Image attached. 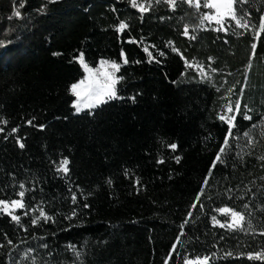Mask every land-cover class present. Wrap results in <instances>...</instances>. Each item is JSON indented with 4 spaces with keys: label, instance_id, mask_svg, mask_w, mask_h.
I'll use <instances>...</instances> for the list:
<instances>
[{
    "label": "trees",
    "instance_id": "16d2710c",
    "mask_svg": "<svg viewBox=\"0 0 264 264\" xmlns=\"http://www.w3.org/2000/svg\"><path fill=\"white\" fill-rule=\"evenodd\" d=\"M149 5L0 0V200L23 191L26 205L0 211V264H264L248 258L264 252V0L238 5L248 26L226 31L204 27L203 8ZM81 53L92 68L120 63L122 79L119 99L77 113ZM222 207L251 227L214 224ZM40 209L50 219L33 224Z\"/></svg>",
    "mask_w": 264,
    "mask_h": 264
},
{
    "label": "snow or ice",
    "instance_id": "6c2138e0",
    "mask_svg": "<svg viewBox=\"0 0 264 264\" xmlns=\"http://www.w3.org/2000/svg\"><path fill=\"white\" fill-rule=\"evenodd\" d=\"M162 0H156V3H160ZM170 7L175 9L177 6V3H187L189 6H194L197 11L200 10L201 6L207 9L215 10L214 14H203L201 17V24L205 20L207 21H213L221 26V29H224V23L227 22V19H230L232 21L236 22L237 27H247V21L244 20L243 23L241 22L243 20V16L238 17L236 8L238 5L247 3V0H207V2L201 4V0H164ZM131 6L136 7L140 10L141 13L147 12L149 10V6H145L144 4H138L137 0H130ZM20 7H23V4L20 5ZM15 16H20V12L18 10L14 11ZM244 16L250 15V13H244ZM262 23H264V16L261 17ZM128 27L127 23L124 21H121L118 25L117 30L123 31ZM188 26L185 25L184 29V35H188ZM195 38V37H191ZM171 43V42H170ZM253 49H255L256 45H252ZM145 52H148V49H144ZM173 51H177V49L173 48ZM150 62L152 59V54L148 53ZM163 55V53H161ZM121 56L124 57V53L121 52ZM79 60L81 66L84 68L86 73H89L90 75H86L85 78L78 83H75L71 85V92L73 95L77 97L76 101L73 103V107L75 108V111L77 113L85 110V109H93L100 104L106 103L108 100L111 99H119L120 97L117 96V90L116 85L119 83V81L122 79V77H117L116 72H118L121 68V64L114 62V61H101L100 68L92 69L88 66V64L85 62L84 54L81 53L79 57H77ZM211 59V58H210ZM123 62L126 64L128 63L127 58L125 57ZM187 67H192L191 64H189L187 61H185ZM106 66V67H105ZM196 67H199L197 65ZM215 71V69H213ZM135 99L134 97L132 98ZM247 107V106H245ZM239 112L240 110V103L239 101H236L235 105L229 104L226 108L225 114L221 115L219 117L220 120L226 122L228 124V134L225 137L224 145L221 146L219 153L216 156V160L213 162V167L216 166L217 162H222V156L223 154L228 150V146L230 145V137L233 135V131L236 127L234 121L236 120V116H229L228 113H232L233 111ZM244 119L251 120V116L247 115V113L244 114ZM3 123H6V121H0ZM31 124L32 121H29ZM43 127V126H41ZM256 125H253V128H255ZM0 131H3V129H0ZM13 132L16 131V129H12ZM262 136H264V132L261 133ZM244 136L247 138V142L249 145L254 143L253 138L251 137L250 133L245 132ZM23 144H20V147H23ZM171 148L175 149L176 145L172 144L170 145ZM261 160H264V156L260 157ZM177 161L179 162V157H177ZM68 160L65 158L62 160L57 168V171H63L64 173L68 172ZM211 174V169L210 173ZM111 181H109L110 183ZM205 184L208 183V180L206 179ZM21 188H23V185H20ZM204 191V189H201V193ZM19 197L21 199L18 200H12L10 202L5 200H0V210L3 212L11 214L10 210H14L17 208H25L26 205L23 203V197L25 193L21 191L18 193ZM199 195L197 196V199L199 200ZM73 200H75V196H73ZM87 206V205H85ZM195 207V205H193ZM245 208L248 207V205L244 206ZM222 214L230 213L231 214V222L226 224H220L221 227H227L230 230H244V225L247 224L248 227H251L250 219H246L245 214L235 211L231 208H221L217 209ZM27 214V213H25ZM75 214V213H73ZM191 215V213H190ZM249 213V217H250ZM12 219L19 223L20 217L17 215H12ZM41 219L48 220L50 217L47 216L45 211L43 209L39 210V216L32 220L33 224H37ZM214 223H220L218 220H216V217H213ZM187 223V221H186ZM183 227V225L181 226ZM261 235H264V232L261 233ZM179 239V237L177 238ZM11 243V241H9ZM43 247H47V245H43ZM74 247V246H70ZM176 245H173V250H175ZM31 251V250H29ZM78 255V253H77ZM226 255H231V253H227ZM249 259L252 260H264V252L256 253V254H249ZM207 257H205V261H207ZM165 264H168V261H165ZM185 264H191L190 261H188L187 258H185Z\"/></svg>",
    "mask_w": 264,
    "mask_h": 264
},
{
    "label": "rangeland",
    "instance_id": "374dc122",
    "mask_svg": "<svg viewBox=\"0 0 264 264\" xmlns=\"http://www.w3.org/2000/svg\"><path fill=\"white\" fill-rule=\"evenodd\" d=\"M152 1H156V0H137V3L138 4H144L145 6H148L149 5V3L150 2H152ZM162 1H164V0H162ZM205 2H207V0H201V4H203V3H205ZM201 8H203L204 9V11H205V13L204 14H214V11L215 10H211V9H207V8H204L203 6H201ZM138 9V8H137ZM264 16V15H263ZM203 26L204 27H206V28H209V27H213V26H215V27H221L220 25H218L216 22H215V20H213V21H207V20H205L204 22H203ZM79 61V60H78ZM101 61H108V60H100L99 61V63H98V65L95 67V68H92V67H90V68H92V69H97V68H100V66H101ZM80 63V62H79ZM106 67V66H105ZM83 68V67H82ZM83 71H84V76H83V78L81 79V80H83L84 78H85V76L86 75H90L89 73H86L85 72V70H84V68H83ZM116 76H117V72H116ZM81 80H79V81H81ZM78 81V82H79ZM78 82H76V83H78ZM116 87H117V85H116ZM74 98H75V100L74 101H76V99H77V97L74 95ZM74 103V102H73ZM74 110H75V108H74ZM85 110H87V109H85ZM84 111V110H83ZM76 112V111H75ZM225 114V113H224ZM228 115L229 116H231V113H228ZM222 208H227V207H222ZM18 209V208H17ZM221 209V208H220ZM14 210H16V209H14ZM14 210H10L11 211V213L14 211ZM0 211H2V210H0ZM3 212V211H2ZM6 213V212H5ZM218 215H223V216H226L227 217V222L226 223H230L231 222V214L230 213H225V214H222V213H220L219 211H218ZM216 220H218L220 223H214V224H217V225H220V224H224L221 220H219L218 219V217H216ZM188 261H190L191 262V264H206L207 263V261H205V258H193V259H188ZM183 264H185V261L183 262Z\"/></svg>",
    "mask_w": 264,
    "mask_h": 264
}]
</instances>
